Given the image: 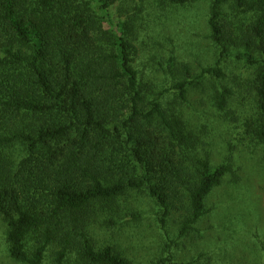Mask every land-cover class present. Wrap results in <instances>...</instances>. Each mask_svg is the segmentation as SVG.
Masks as SVG:
<instances>
[{"label": "trees", "instance_id": "1", "mask_svg": "<svg viewBox=\"0 0 264 264\" xmlns=\"http://www.w3.org/2000/svg\"><path fill=\"white\" fill-rule=\"evenodd\" d=\"M195 1L203 0H167ZM115 2L97 0L95 11L92 0H0V221L16 261L131 264L116 246L98 247L87 225L97 209L136 191L160 207L168 242L158 264H172L170 214L183 213L179 235H190L233 167L212 162L206 125L198 130L163 101L171 92L177 104L193 89L205 93L210 80L225 77L229 58L252 72L253 112L234 115L235 91L227 85H214L212 106L229 134L244 120L247 135L264 145V0H236L250 14L236 49L234 18L224 11L234 0H211L215 64L195 73L182 63V78L151 97L134 64L137 14L115 23Z\"/></svg>", "mask_w": 264, "mask_h": 264}, {"label": "rangeland", "instance_id": "2", "mask_svg": "<svg viewBox=\"0 0 264 264\" xmlns=\"http://www.w3.org/2000/svg\"><path fill=\"white\" fill-rule=\"evenodd\" d=\"M92 4L96 11L97 0ZM211 4V0L183 5L167 0H116L111 5L109 13L115 23L137 14L130 36L139 48L134 64L140 70L147 97L180 80L182 63H189L195 73L215 64L219 48L208 23ZM224 7L227 16L234 18L236 49L238 34L245 29L250 14L238 8L236 0ZM103 24L111 28L109 22L104 20ZM172 56L173 71L169 67ZM224 70L225 77L210 80L205 93L193 89L188 102L177 104L173 92L163 101L180 108L198 130L206 125L204 130L212 132L207 139L212 162H228L233 167L208 197L207 212L190 235H179L183 213L174 210L170 214L167 230L175 253L172 264H264V145L251 140L244 120L234 121V132L229 134L225 117L220 118L212 106L214 85H227L235 91L234 115L252 113L254 103L248 88L253 75L251 71L247 75L249 67L235 57L225 60ZM97 210L99 215L87 225V232L98 247L116 246L131 264H158L167 256L168 237L158 219L160 207L146 194L131 191L111 208ZM0 264H26L11 257L1 221Z\"/></svg>", "mask_w": 264, "mask_h": 264}]
</instances>
